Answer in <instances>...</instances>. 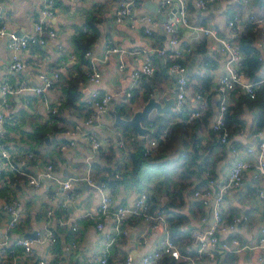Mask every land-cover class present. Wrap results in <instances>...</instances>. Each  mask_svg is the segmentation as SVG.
I'll return each mask as SVG.
<instances>
[{
  "label": "crops",
  "instance_id": "1",
  "mask_svg": "<svg viewBox=\"0 0 264 264\" xmlns=\"http://www.w3.org/2000/svg\"><path fill=\"white\" fill-rule=\"evenodd\" d=\"M43 1L0 0V7L9 27L20 33H28L33 30L37 11ZM123 1L126 0H55L56 16L52 21L57 27L58 36L45 44L30 43L26 48H22L21 54L26 67L21 72H15L9 67L8 40L0 36V84L8 80L19 85L26 80L34 85L40 81V70L48 73L59 70L61 77L48 92L52 102L58 106L59 100L64 96L65 86L70 82L68 80L75 75L81 76L84 69H87V64L77 48L75 35L78 27L86 18L93 17L101 28V34L91 48L102 72V79L96 83L88 78L84 79L83 76L79 84L81 94L78 105L58 107L56 113L48 114L44 109L43 95L30 88L10 95L9 106L5 109L3 140L15 153V164L17 162L19 170L0 163V238L8 233L10 238L34 239V251L27 257L23 255V248L17 249L20 263L40 264L39 259L46 257L50 258L52 263L58 258L61 263L78 261V264H99L97 261H91L89 256L103 251L105 238L112 223L105 219V226L99 228L97 219L89 214L96 212L100 196L97 186L85 178L87 170L91 167L96 181H100L110 175L109 172L111 173L115 163L120 165L122 171L126 166H130V150L128 143H124L123 136L124 122L116 120V113L129 117L135 110L141 109L148 97L155 93L162 103L164 97H174L176 94L177 77L167 68L168 58L158 53L153 55L155 72L142 76L138 84L131 89V94L126 92L132 83L130 71L144 56L142 52H133V49L170 47L169 33L164 22L177 13L176 4L166 6L162 4L163 0H131V12L119 20L116 10ZM188 2L192 22L210 25L223 34H230L227 18L230 7L236 5L234 0L210 1L205 8L197 6L195 0ZM145 15L155 18L150 34L145 32ZM179 38L181 43L192 46V50L187 52L183 59L189 70L188 106H198L196 93L203 91L209 97V108L185 126H174L168 137L159 141L154 156L160 166L157 168L155 165L154 175L141 183L151 192L158 190L157 195L164 203L169 204L171 210L184 215L180 227L184 232H190V235L183 233V241H187L186 251L192 254L197 247L193 231L203 229L214 221L210 207L194 194L195 189H201L208 184L205 179L207 176L203 171L199 174L191 167H196L197 162H203L206 155L202 148L206 143L210 144L214 132L212 121L219 102L217 85L219 76L225 70V55L214 38L203 30L182 26ZM107 39L126 47L129 51L113 52L105 56L104 43ZM255 45L263 58L260 59L259 67L251 69L252 75L247 74L249 78H258L264 74V39H256ZM121 61L126 63L125 68L120 67ZM95 90L113 94L107 109L98 111L89 103L88 99ZM246 95L248 92L241 87L230 91L229 105H235L232 111L237 112L233 117L239 121L237 127L231 130L230 140L238 146L239 154L249 159L252 164L244 170L243 185L224 188L223 214L232 219L234 215L245 212L249 219L239 222L234 229L218 230L222 239L237 236L241 242L237 248L208 245L197 257L196 264H264V253L256 246L260 227L264 224V198L258 192L264 182L257 175L254 164L259 155L258 144L263 139L259 130L264 131V124L259 126L257 123L260 115L264 117V82L258 85L256 95L252 96L254 98L245 97ZM175 110V104L164 112L153 109L150 117L170 115ZM91 114L94 115L93 122L86 123L85 119ZM146 120L142 123L149 126ZM91 128H96L102 141L99 148L93 147L88 137L87 133ZM151 130L152 127L147 133ZM215 134L218 139V134ZM141 136L143 135L138 133V138ZM197 142L200 150L194 154L192 151ZM231 142L215 140V145L207 153V161L211 165L210 170L214 178L211 187L216 192L227 182L231 162L236 155L231 148ZM250 146L253 147L252 151L247 150ZM30 150L33 155L28 154ZM182 151L189 153V162L182 163L181 159H177ZM193 154L196 158L190 161V155ZM49 162L54 164L55 174L60 179L74 177L70 188L62 189L58 181L47 178H44L39 186L29 182V175L40 174ZM108 189L117 201L128 203L135 199L139 191L137 184L130 177L108 184ZM8 200H15L21 212V218L14 227L8 225L11 214L4 207V202ZM48 209H52L51 215L48 214ZM168 212L167 214H172ZM60 218H68L70 221L79 219V228L68 238L67 229L72 228L70 225H62ZM47 225L54 230L58 241L50 243L48 239H37L38 231L44 233ZM125 225L129 232L113 243L110 259L114 264H123L125 257L130 253L133 255L132 264H140L144 248L159 243L166 233V224H160L153 229L146 219L129 217ZM145 235L149 237V242L142 241ZM72 253L75 256H72ZM83 257L86 259L82 260ZM8 261L9 259L7 263ZM0 264H4V261L0 260Z\"/></svg>",
  "mask_w": 264,
  "mask_h": 264
},
{
  "label": "built area",
  "instance_id": "2",
  "mask_svg": "<svg viewBox=\"0 0 264 264\" xmlns=\"http://www.w3.org/2000/svg\"><path fill=\"white\" fill-rule=\"evenodd\" d=\"M80 2L81 0H74ZM197 6L200 8L207 7L210 1L216 0H195ZM249 18H256L254 13L253 4L250 0H246L248 3ZM176 4L177 13L166 20L164 25L169 33V45L145 48V49H133V52H142L143 58L132 67L130 74L132 76V83L130 89L127 90V94H131V89L135 87L144 75H152L155 72L156 64L153 59V55L160 54L168 58L167 68L170 73L177 77L176 94H175V109L178 114L171 120L168 126L162 130L158 136L150 138L144 145L145 154L154 153L160 139H166L169 135L171 125L179 121H192L195 118L204 114L209 108V98L206 93L197 92L196 97L199 100L198 106L189 107V100L187 97V89L189 83V70L187 64L184 62V56L187 52L192 50L191 45L181 43L179 38V31L182 26L203 30L205 33L214 38L219 44L220 51L225 55L224 65L225 70L221 73L218 80V92L219 102L218 110L212 121V129L215 130L219 136L221 142L230 143V130L226 123V111L229 105L230 91L241 87L247 91L251 96H255L256 89L261 82H264V74L258 78H249L246 72L241 67L242 52L239 51L237 44L231 38L235 35L236 31L240 29L239 18L240 15H236L228 20L230 26V34L221 33L216 27L210 25H203L192 22L189 16V2L188 0H163V5ZM131 0L123 1L116 10V17L122 20L131 12ZM56 16V3L55 0H44L37 11L36 19L34 22L33 30L28 33H20L16 29L9 27L6 16L0 7V36L6 37L8 40V46L10 48V62L9 67L15 72H21L26 67V62L21 54V49L26 48L30 43L45 44L50 39L55 40L58 36L57 27L53 24L52 18ZM144 20L146 22L145 32L152 33L153 25L155 24V18L152 15H145ZM105 56H108L113 52H127L129 49L126 47L113 43L111 39H107L104 43ZM85 55L89 59L87 62V78L91 81L99 83L102 79V72L99 69L95 56L93 55L92 48L85 51ZM263 58V55H260ZM126 63L120 62V67L125 68ZM60 71L55 70L52 73H48L45 70H40L38 73L39 82L34 85L24 80L19 85H15L8 80H4L0 84V163L1 165H11L16 167L15 153L6 145L4 138L6 113L5 109L8 108L10 103V95L22 90L32 88L35 92L43 95L44 109L48 114H53L58 111V106L52 102V99L48 96L49 90L53 87L56 80L59 78ZM113 94L109 91L100 92L98 90L93 91L88 101L90 104L96 107V110L102 111L108 108L112 101ZM94 113V112H93ZM94 115H89L85 122L91 124L93 122ZM259 133L263 135V139L260 140L259 155L255 161V168L257 175L264 182V131L259 130ZM88 137L90 138L93 147L99 148L102 145L96 128H91L88 131ZM199 145V142L196 143ZM231 148L236 153L231 162L229 170V176L227 182L217 192L211 187L214 178H209V183L204 188L195 189L194 194L200 197L205 204H207L213 214L214 221L203 229H195L193 231L194 239L197 241V247L194 253H183L178 247L176 241L171 237L169 228L166 221V211L163 206L154 208L149 201V193L147 191H138L135 199L132 202H119L115 198V195L109 191L108 183L106 180L101 179L96 181L93 170L90 167L87 170L85 178L88 182L95 184L99 191V203L96 212H90L89 214L97 219V226L103 228L105 226V219L110 220L112 223L111 230L108 232L105 238V247L102 252L92 254L89 256L91 261H97L99 264H114L109 259L110 249L113 243L117 241L121 236L127 235L129 228L125 225L126 220L129 217H142L149 221L150 226L155 229L160 224H166V233L160 239L157 245L153 247H145L142 253L140 264H154L158 259L164 255H172L184 261V264H196L197 257L200 256L204 249L208 245H219L223 248H237L240 245V239L237 236H233L231 239H222L219 234V229H234L239 222L247 221L249 215L242 213L241 215H234L232 219H228L223 214V194L225 187H239L244 184V170L252 164V162L244 158L239 154L238 146L231 142ZM248 151H252L253 147H248ZM29 155H33V151L30 150ZM2 166H0L1 172ZM26 173L25 171H23ZM116 176L121 175V167L115 163L112 171ZM209 172V171H208ZM207 173V176L209 173ZM42 174V175H40ZM40 174H30L29 182L32 185L39 186L44 178L50 180H56L60 183L62 189L70 188L73 185V176L59 178L55 174L54 164L49 162ZM40 175V176H39ZM259 194L264 198V186L258 190ZM4 207L10 212L11 217L8 225L14 227L17 225L21 218V212L19 206L15 200H8L4 202ZM48 214H52V209H48ZM88 214V212H87ZM206 219V217H204ZM79 219H73L70 221L68 218H60L62 225H70L73 230L79 228ZM38 240L44 241L48 239L50 243H54L57 240V236L54 230L46 226L44 233L38 231ZM144 243L149 242L147 235L142 237ZM14 245H19L23 248V255L27 257L34 251L33 243L34 239L31 237H15L10 238L9 234H4L0 238V257L8 255L6 248ZM75 244L74 242H72ZM256 246L264 253V224L260 227V234ZM14 246L10 251L14 252ZM196 254V255H195ZM40 264H52L50 258H40L38 261ZM133 255L127 254L123 264H132ZM8 264H20L18 260V254L14 253L10 257Z\"/></svg>",
  "mask_w": 264,
  "mask_h": 264
},
{
  "label": "trees",
  "instance_id": "3",
  "mask_svg": "<svg viewBox=\"0 0 264 264\" xmlns=\"http://www.w3.org/2000/svg\"><path fill=\"white\" fill-rule=\"evenodd\" d=\"M250 2L253 4L252 10L254 11L256 18L252 19L249 17L247 18L244 17V14L248 13L249 2L246 3V0H234V3H236V5L234 4V7H230L228 11L227 19L235 17L236 15H240V18H239L240 29H238L235 35L231 38L237 44L239 51L242 52L243 54L242 59H241L242 69L246 72V74L249 73L250 75H252L251 69L259 67L260 59H261L260 58L261 52L259 48L255 45V40L258 38L264 39V0H250ZM100 34H101V28L98 22L93 17L86 18V20L78 27L77 34L75 35L76 42H77V48L79 50V54L82 56L85 63L89 62V59L85 55V51L92 47L93 43L97 41ZM83 76H84V79L87 78V69H84L81 76L75 75L68 80L70 82L65 86L64 96L62 97L61 100H59L58 107L65 108V107H71V106L78 105L77 102L81 94L79 84L83 80ZM60 77H61V71H60L59 78ZM59 78L57 80H59ZM202 93H205V92L202 91ZM146 97H148V95H146ZM245 97L254 98L249 93ZM233 108H235V105H228V109L226 111V123L230 130V135H231L232 128L237 127L239 123L238 119L233 117L235 116L237 112V111L233 112L232 111ZM177 114H178V111L175 110L170 115H163V114L156 115V116H153L147 119L146 124L152 127V130L149 133H147V135L141 136L140 137L141 139L138 138V131L135 128H133L131 125L127 123H124V126H125L123 130L124 143H128L127 145L130 150L131 165L126 166L124 171L121 170V175L123 174L122 176L121 175L116 176L114 172H111V173L109 172L110 175L104 177L103 179L106 180L108 184H113L116 181L122 180V178L125 180V179H129L130 177L133 181H135V184H137V188L140 191L145 190L148 193L150 192L149 193L150 204L154 208H158L159 206H163L165 208L166 221L168 223L170 235L176 241L180 250L183 253H186L188 252L186 251L187 245L185 243L187 241L186 240L183 241V236H185V234L183 233L190 235V232L189 233L188 231L184 232L183 229L180 227V224L184 220V215L181 212H177L176 210L174 211V209L171 210L169 207V204L164 203L163 200L157 195L158 190L151 192L148 187H145L144 183H141L143 180H146V179L149 180L152 177V175H154L153 171L155 170V167H154L155 165L157 166V168L160 166V163L155 161V156H154L155 151L152 154H145L144 145L146 141L150 138H153L154 136L155 137L158 136V134L168 126V124ZM192 121L176 122L173 125H171L170 130H172L174 126H177V125L185 126L186 123H190ZM257 123L259 126L263 125L264 117L262 118V116L260 115L257 120ZM213 131L214 132H213L212 138L210 139V144L206 143L204 147L202 148V151H204L206 155L204 156L203 162L201 163L197 162L196 167H191L193 168L194 171H197V173L199 174H200V171H203L206 174V176H207L206 172L208 171L210 172V173L208 172L209 175L207 176V178H205L206 183L207 182L209 183V178L212 176V172L210 170L211 165L207 161L208 156H209L207 153L215 145V140H217V142L218 141L220 142L219 136L217 135L218 139L215 136L216 135L215 133L217 132L215 130ZM147 136H148V139H147ZM161 140H165V139H160V141ZM195 146H196L195 149L192 151L194 154L198 153L200 150L197 144H195ZM194 154L190 155V161L196 158L195 157L196 155ZM177 159H181L182 163L189 162V153H185L182 151V154H180V156ZM12 169L19 170V166L17 165V162H16V167ZM142 176L144 177L141 179ZM207 185L208 184H206L204 187H206ZM168 211L172 212V214L170 215L167 214ZM67 230H68V233L66 235V238H68V236H71L73 234L72 232L74 231L73 229H67ZM123 237L125 236L123 235L120 239H122ZM58 240L59 239H57V241ZM14 244L15 243H13L11 246H8L6 248L8 255H3L2 257H0V260L4 261V264L9 263V261L7 263V260L8 259L10 260V257L13 256L14 253L18 254L17 249L19 250L20 248L22 249L21 246L14 245ZM13 246L15 250L14 252H11L10 249ZM59 248L60 250L62 249L61 247ZM73 255L75 256L74 253H72V256ZM76 257L79 258L78 256ZM110 258L111 257L109 255V259ZM84 259H86V257H83L82 260ZM20 264H25V263L22 262ZM26 264H32V263H26ZM52 264H78V261H76L75 263L73 262L61 263L58 261V258H57L53 260ZM154 264H184V261L181 259H177L176 257L172 255L166 254L160 259H158Z\"/></svg>",
  "mask_w": 264,
  "mask_h": 264
},
{
  "label": "water",
  "instance_id": "4",
  "mask_svg": "<svg viewBox=\"0 0 264 264\" xmlns=\"http://www.w3.org/2000/svg\"><path fill=\"white\" fill-rule=\"evenodd\" d=\"M172 104H175V96L169 98L164 97V103H162L158 99V94L155 93L154 95L149 96L143 107L135 110L131 116L124 117L117 112L116 120L131 125L138 131V133L144 135L150 130V127L144 125L142 121L150 118L151 111L156 109L158 112H164L170 110L172 108Z\"/></svg>",
  "mask_w": 264,
  "mask_h": 264
}]
</instances>
